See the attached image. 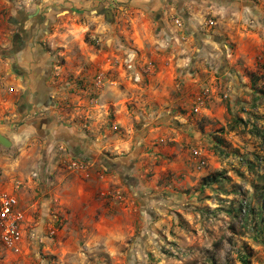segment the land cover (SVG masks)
Returning <instances> with one entry per match:
<instances>
[{"label":"rangeland","instance_id":"obj_1","mask_svg":"<svg viewBox=\"0 0 264 264\" xmlns=\"http://www.w3.org/2000/svg\"><path fill=\"white\" fill-rule=\"evenodd\" d=\"M131 1L93 3L108 24L128 19L119 18L122 12L140 14V4ZM79 11L80 0H0V28L5 31L14 30V24L30 27L36 15L42 16L41 23L49 19L41 51L50 67L53 103L45 113L53 127L64 126L74 146L44 130L33 136L38 146L21 151L17 123H0V130L16 142V151L13 145L6 148L13 154L48 156L68 172L102 173L115 207L129 203L132 216L117 239L101 230V239L82 236L80 250L63 260L42 250L34 260L264 264V72L248 71L244 90L243 82L236 83L234 102L228 82L220 87L208 76L206 84L186 82L189 73L162 70L149 45H128L124 34L120 44L77 45L75 33L83 20ZM120 24L119 31L131 28L128 22ZM68 31L74 36L69 44ZM2 37L5 56L12 32ZM84 41L95 40L90 33ZM31 47L35 57V45ZM155 82L159 88L148 92ZM154 92L170 97L157 100ZM81 160L83 171L69 168L71 161ZM2 246L0 241V264H29L10 259Z\"/></svg>","mask_w":264,"mask_h":264},{"label":"crops","instance_id":"obj_2","mask_svg":"<svg viewBox=\"0 0 264 264\" xmlns=\"http://www.w3.org/2000/svg\"><path fill=\"white\" fill-rule=\"evenodd\" d=\"M80 1L79 14L83 20L75 33L79 37L77 45L120 44V35L124 34L128 45H149L162 70L170 67L189 73L184 76L186 82L199 79L206 84V76L211 82L217 80L220 87L228 82L234 102H237L236 83L243 82L240 88L244 90V83L250 80L248 71L264 72V0H133L131 4H140V14L122 12L119 18L128 19L108 24L103 22L94 0ZM175 18L182 21V29L176 27ZM212 18L215 25L210 26L208 20ZM41 21L42 16L36 15L30 27L14 24V30L0 28V123H17L21 129L18 134L21 151L28 145L38 146L39 143H33V136L44 130H52L56 138L74 146L68 141L64 126L53 127L51 117L45 113L53 102L52 87L48 84L50 67L47 55L41 51V42L51 24L49 19ZM124 22L131 28L119 31L120 23ZM9 31L12 45L3 56L1 51L7 45L3 44L6 39L2 34L9 35ZM90 33L95 41L87 44L84 38ZM175 34L185 35V40L174 42L171 35ZM66 35L69 44L74 36L69 31ZM163 49L165 54L159 53ZM151 80L157 81L158 76ZM155 83L148 92L156 89ZM152 94L157 100H164L161 93ZM12 142V151H16V142ZM12 151L0 144V194L17 197V211L22 215L24 228L19 255L5 249L10 259L38 264L40 261L34 258L42 250L43 254L50 253L53 260H63L69 252L80 250L82 236L98 235L101 239V230L107 238L117 239L133 208L129 203L115 207V200L108 196L111 188L103 181L105 175L91 170L68 172L53 165L51 157L41 159L36 153L27 159ZM32 234L35 239H31Z\"/></svg>","mask_w":264,"mask_h":264},{"label":"built area","instance_id":"obj_3","mask_svg":"<svg viewBox=\"0 0 264 264\" xmlns=\"http://www.w3.org/2000/svg\"><path fill=\"white\" fill-rule=\"evenodd\" d=\"M252 22L253 20H249ZM176 27L182 29L183 23L179 18L174 19ZM208 25H215V18L208 20ZM174 42L180 43L185 40V35H171ZM13 91V88H10ZM84 161H71L69 168L75 171H83L86 168ZM18 199L11 193L0 194V241L3 247L11 252L21 251V245L24 240V232L21 227L22 215L17 211ZM31 235V239H35Z\"/></svg>","mask_w":264,"mask_h":264},{"label":"water","instance_id":"obj_4","mask_svg":"<svg viewBox=\"0 0 264 264\" xmlns=\"http://www.w3.org/2000/svg\"><path fill=\"white\" fill-rule=\"evenodd\" d=\"M103 11L106 13L107 17L110 16V11L108 9H104ZM0 144L5 148H10L13 145V142L6 135L0 132Z\"/></svg>","mask_w":264,"mask_h":264},{"label":"trees","instance_id":"obj_5","mask_svg":"<svg viewBox=\"0 0 264 264\" xmlns=\"http://www.w3.org/2000/svg\"><path fill=\"white\" fill-rule=\"evenodd\" d=\"M263 178H264V176H263Z\"/></svg>","mask_w":264,"mask_h":264}]
</instances>
